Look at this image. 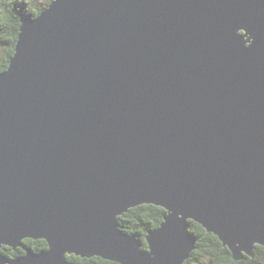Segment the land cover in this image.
Listing matches in <instances>:
<instances>
[{
	"label": "water",
	"instance_id": "1",
	"mask_svg": "<svg viewBox=\"0 0 264 264\" xmlns=\"http://www.w3.org/2000/svg\"><path fill=\"white\" fill-rule=\"evenodd\" d=\"M21 20L0 72V264H185L190 220L235 260L264 246V0H53ZM141 204L167 211L146 249L118 222Z\"/></svg>",
	"mask_w": 264,
	"mask_h": 264
},
{
	"label": "trees",
	"instance_id": "2",
	"mask_svg": "<svg viewBox=\"0 0 264 264\" xmlns=\"http://www.w3.org/2000/svg\"><path fill=\"white\" fill-rule=\"evenodd\" d=\"M52 1L0 0V45L4 43L7 49L6 55L0 54V72L9 67L10 59L15 53V45L22 25L21 19L25 16L36 18ZM166 212L162 206L141 204L131 207L120 215L118 222L124 232L137 235L144 243L143 248L146 249L148 248L146 236L161 225ZM190 222V231L197 241L185 264H264V246L257 245L253 256L246 255L247 258L237 262L216 234L208 232L201 224L193 220ZM23 243L37 252L48 249V243L44 239L27 238L23 240ZM2 252L10 258H16L24 254L26 250L22 247L13 249L4 246ZM67 257L75 264H120L99 256L86 258L72 254Z\"/></svg>",
	"mask_w": 264,
	"mask_h": 264
},
{
	"label": "rangeland",
	"instance_id": "3",
	"mask_svg": "<svg viewBox=\"0 0 264 264\" xmlns=\"http://www.w3.org/2000/svg\"><path fill=\"white\" fill-rule=\"evenodd\" d=\"M21 1V0H20ZM32 17V16H31ZM33 18V17H32ZM6 43V42H5ZM2 48V50H0V54H2V53H4L5 55H6V53H7V49L5 48V44L4 43H2V46L0 45V49ZM14 56V55H13ZM25 239H27V238H25ZM32 239V238H31ZM36 240V239H35ZM260 246H262V245H260ZM12 248V247H11ZM34 251V250H33ZM35 252H37V251H35ZM23 255V254H22ZM11 259H15V258H11Z\"/></svg>",
	"mask_w": 264,
	"mask_h": 264
},
{
	"label": "bare ground",
	"instance_id": "4",
	"mask_svg": "<svg viewBox=\"0 0 264 264\" xmlns=\"http://www.w3.org/2000/svg\"><path fill=\"white\" fill-rule=\"evenodd\" d=\"M193 234V233H192ZM197 241V240H196ZM195 248V247H194ZM194 250V249H193ZM41 252V251H40ZM251 257V256H250ZM86 258H88V257H86ZM237 262H238V260H236ZM242 261V260H241ZM241 261H239V262H241Z\"/></svg>",
	"mask_w": 264,
	"mask_h": 264
}]
</instances>
